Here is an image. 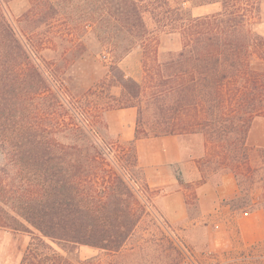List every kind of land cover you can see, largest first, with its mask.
<instances>
[{"label":"trees","instance_id":"trees-1","mask_svg":"<svg viewBox=\"0 0 264 264\" xmlns=\"http://www.w3.org/2000/svg\"><path fill=\"white\" fill-rule=\"evenodd\" d=\"M11 1L0 0V230L30 236L20 264H75L69 256L82 246L113 256L143 249L132 243L147 216V183L136 175L144 174L140 139L201 136L206 155L197 160L203 177L196 189L211 172L232 173V212L259 204L264 213V147L249 144L264 118V36L254 28L264 0H28L20 29L10 20ZM200 8L212 10L194 15ZM89 28L110 65L96 59L104 74L76 94L65 74ZM158 31L181 39L165 61ZM137 46L142 83L120 68ZM127 108L138 111L135 140L103 141L106 113ZM168 243L179 259L167 264H181L180 247ZM244 247L195 264H264V241Z\"/></svg>","mask_w":264,"mask_h":264},{"label":"rangeland","instance_id":"rangeland-1","mask_svg":"<svg viewBox=\"0 0 264 264\" xmlns=\"http://www.w3.org/2000/svg\"><path fill=\"white\" fill-rule=\"evenodd\" d=\"M186 6L189 7V4H186ZM7 8L13 26L16 29H20V19L22 15L27 12L29 1L13 0L8 4ZM262 9L261 20L254 28L258 33L264 36V5ZM211 10L212 8H200L194 9L193 13L197 16L208 13ZM145 19L148 27L154 30V24L150 16L146 15ZM39 26L42 31H57L55 28L51 29V27L48 28L41 24ZM155 36L159 40L160 61H165L169 52L180 51L181 39L178 34H166L158 31L155 32ZM83 41V51H74L73 54L71 52L70 63L73 62L69 65L67 72L63 69V71L66 72L65 75L69 78L68 87L76 94L83 93L84 90L104 74L102 68H98L94 65L95 60L97 59L103 62L105 61V56L109 57L99 44L96 33L92 29H87ZM143 54V48L137 46L120 63V68L127 77H132L139 83H142L145 78ZM49 55L52 57L54 54L49 52ZM105 62L107 66L110 65L109 59H106ZM109 83L117 85L115 79H112ZM121 91L122 89L120 87L115 86L112 87L111 93L115 96H119ZM105 118L109 125V129H98L101 139L105 142L113 141L126 143L119 139L121 129L118 126V123L125 120V118L116 116L109 120L107 118V113ZM199 137L203 139L201 136ZM101 142L102 141L99 140V143ZM249 144L251 146L264 147V118H259L254 123L249 136ZM119 151H121V148L114 147V153H118ZM203 170L207 171L206 168H203ZM136 171V175H141L143 182L147 183L145 175L138 170ZM210 172L211 171H207L206 173ZM134 173L135 172H133V174ZM211 173V179L215 183L219 182L222 173ZM123 175H126V180L132 183L130 181L131 173H125ZM199 181L185 183L180 179L181 186L186 190V201H188L189 205H187V221L181 224L179 223L178 225H171L165 220L155 205L156 197L162 194L161 190H151L148 183L147 191L141 188L144 192L142 195L144 199H146L145 201H147V216H145L139 226L132 242L134 244H141L143 247L141 251L133 254L125 253L113 256L95 248L82 246L76 255H70L69 257L78 260L75 264H128L130 262L132 263L133 260L140 264H167L174 260L178 261L179 259L177 253L169 249L168 238L175 241L180 247L183 254V262L181 264H195V259H208L209 253L214 251L222 252L230 248L238 251L245 249L244 246L247 245L242 246L240 244L241 235L236 221V217L244 213H233L230 206L227 204L228 201H219L217 206L219 207L218 211L206 214L205 210L211 207L209 200L201 202L198 194L197 198L194 197V190L196 189L195 184L199 183ZM188 184L191 185L188 186ZM164 192H166V190H164ZM256 201L258 202V197H256ZM257 209H260L259 204L254 208V210ZM157 227H159V229ZM30 239L29 235L14 234L7 230H0V264H20ZM55 248L60 250L57 246H55ZM60 252L63 253L62 250H60ZM64 255H66V253H64Z\"/></svg>","mask_w":264,"mask_h":264},{"label":"crops","instance_id":"crops-1","mask_svg":"<svg viewBox=\"0 0 264 264\" xmlns=\"http://www.w3.org/2000/svg\"><path fill=\"white\" fill-rule=\"evenodd\" d=\"M137 115L136 108L107 112L109 120L116 116L125 118L118 123L121 141L135 140ZM136 149L149 187L162 192L155 201L159 212L171 225L187 221L186 190L181 186L180 179L185 183L202 179L203 171L199 169L197 160L206 155L204 140L198 135L145 138L136 141ZM211 178L209 175L207 182L197 188L200 201L209 200L211 203V207L205 210L206 214L218 211L219 201H229L238 193L237 182L232 173L222 174L217 183ZM236 221L242 244L250 246L264 241L262 210L240 214Z\"/></svg>","mask_w":264,"mask_h":264}]
</instances>
